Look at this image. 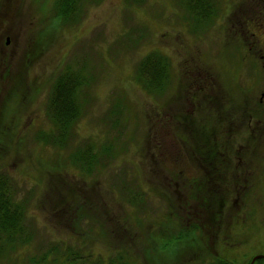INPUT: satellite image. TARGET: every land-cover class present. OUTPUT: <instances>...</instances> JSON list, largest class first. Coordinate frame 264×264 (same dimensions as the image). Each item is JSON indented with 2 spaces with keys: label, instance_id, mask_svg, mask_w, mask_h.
Masks as SVG:
<instances>
[{
  "label": "rangeland",
  "instance_id": "obj_1",
  "mask_svg": "<svg viewBox=\"0 0 264 264\" xmlns=\"http://www.w3.org/2000/svg\"><path fill=\"white\" fill-rule=\"evenodd\" d=\"M56 1L0 0V175L25 201L29 253L70 243L77 251L94 246L103 257L123 249L132 264H244L264 255V71L250 68V34L235 31L247 4L213 0L218 18L196 26L181 0H90L57 24ZM153 51L169 57L171 79L149 97L133 74ZM68 72L82 82L80 117L57 149L37 134L51 127L49 94ZM116 101L121 114L110 116ZM205 106L210 114L239 112L221 133L233 139L226 145L232 154L214 157L231 165L223 191L213 186V203L188 181L217 179L213 158L192 143L195 117H209ZM110 118L121 123L112 127ZM113 138L117 155L91 175L65 167L77 146L98 150ZM252 181L261 187L257 198L243 202ZM190 227L191 245L156 248L158 236Z\"/></svg>",
  "mask_w": 264,
  "mask_h": 264
},
{
  "label": "trees",
  "instance_id": "obj_2",
  "mask_svg": "<svg viewBox=\"0 0 264 264\" xmlns=\"http://www.w3.org/2000/svg\"><path fill=\"white\" fill-rule=\"evenodd\" d=\"M83 1L90 0H57L56 6L59 8L56 10V14H54V18L58 22L57 24H60L63 21L65 22L66 19L73 17L78 9V5ZM181 3L182 7L189 13H187L189 15V20H191L196 26L204 25L215 17V10H212V7L211 10L208 8V0H181ZM169 65L171 66L170 59L167 55L153 51L152 53L143 56L139 62L135 73L133 74L134 81L144 91V94L149 97L159 94L162 92L160 90L161 87L163 86L166 88L168 81L171 79V67H169ZM81 84L82 82L79 76H77V72H68L57 78L55 84L52 86L48 99V116L51 122V127L49 130L38 132L37 140L44 141L45 143L48 142L57 149L64 148L68 136L74 132V124L80 117L79 107L81 103L78 86ZM203 98L201 100H203ZM119 106H121L120 101H116L112 105L109 111L110 116H116L118 112L121 114L122 110L119 109ZM205 109H207L206 106ZM195 118L198 123L194 126V131L192 132L195 135L194 140L192 141L193 146L198 155L213 158L209 161V165H215L214 170H217V173L213 175L211 174L210 176L217 179H211L210 177L206 179L199 176L194 179H189L188 181L194 184L196 190L197 187L198 191L205 190V192L209 194L211 203H213L216 199V197L213 196V192L216 190L213 186H218L219 189L223 191V187L227 185V180L226 177L224 178L222 175L227 176L229 174V167L231 165V163L214 157H224L223 155H226L228 152L226 151V145L233 139L224 137L221 134L224 129H221L220 126L217 127L215 125L216 127L214 128L213 125L211 128H205L207 120L204 116L200 117V119L199 117ZM112 120L115 119H109L110 126L112 127H117L118 124L121 123L119 122V119L115 120L116 122ZM218 136H220L219 140L214 139ZM221 137L226 140H222ZM116 140L117 139L114 138L111 139L108 143L101 145L98 150L94 144L90 143L84 144L82 147L77 146L73 152L66 154L67 156H65L66 160L64 163L65 167L70 166L83 171L84 174L87 173V175H91L92 169L95 170L97 166H100L101 161L103 162L104 159L113 158V156L117 155V147L114 144V141ZM162 144L163 142L160 141L159 146L161 147ZM200 144L204 145L203 150L197 148ZM164 147L165 149L163 150L165 154V152H168V149L166 146ZM160 154L162 153L160 152ZM228 154H232L231 151L228 152ZM216 159L217 161H214ZM253 171L254 169H252L250 173ZM181 173L182 172H180V174ZM197 179H199L198 186ZM9 183L10 181L7 177L0 175V264H132L129 252L123 249L117 251L118 254H116V256L112 255L103 257L98 255L99 252H94V246H85L84 248L82 245V250L77 251L72 245H70V243H51L50 247H47L44 250H39V253H29L30 250L28 247L30 246L31 237L29 233H26V228L28 229V227L25 225V201L16 199L17 193L13 192ZM255 183L256 181H252V183L248 184V190L240 195L243 202L257 198V194L261 187H256ZM65 195L71 196L73 194L67 193ZM219 203V208H221V206H223L222 196L219 197ZM88 221L92 226L95 225L93 220ZM161 226L163 227V224ZM191 228L192 227L177 230L176 232L172 231L169 233V238L166 240L161 236H158L159 242L157 243L158 245L156 248H166L172 244L176 246L178 243L184 246L191 245L192 242L190 238L194 239V237H196V232H191ZM100 234L101 232L99 235ZM85 239L82 243L86 245V243H88L87 241L92 239V237L86 236ZM148 251L149 250L146 249L145 253H148ZM24 257H26V259ZM250 259L251 257L247 258V260L244 261V264L248 263ZM230 263L225 259L218 258L215 264ZM253 264H264V259H256Z\"/></svg>",
  "mask_w": 264,
  "mask_h": 264
},
{
  "label": "flooded vegetation",
  "instance_id": "obj_3",
  "mask_svg": "<svg viewBox=\"0 0 264 264\" xmlns=\"http://www.w3.org/2000/svg\"><path fill=\"white\" fill-rule=\"evenodd\" d=\"M209 2V6L208 8L211 10H215V16L216 13H218L217 11V6L218 4H215V1L213 0H208ZM240 2H245L247 4L246 10H245V14L243 16V14L241 13L239 15V20L237 21V24H239V27L241 28H236L235 31H240V34L245 31L248 32L252 38V42L247 46V49L252 50L254 52H252L254 54V56L252 57L253 60H251V64L252 67H250L251 69L254 70L257 68L264 71V0H241ZM207 6V5H206ZM222 13V12H221ZM218 18V16H217ZM261 45V46H260ZM194 69L192 70L193 73H199L201 74L199 71V66L197 64H193ZM242 67L238 66V68ZM197 79V78H196ZM201 77L198 78V80H200ZM205 79L207 80L205 86L210 85V80L208 78ZM196 81V80H195ZM263 96H264V92H261V98H260V103H263ZM208 97H210L209 93H208ZM216 96H211L210 98L213 99ZM221 97H218L217 99H219ZM204 100V99H203ZM205 101V100H204ZM204 103V102H203ZM204 113L205 115L208 114L209 117H206V124H205V128H211L213 125V127L215 128L216 126H220L221 129H224L226 127V123L228 122H234V120H236L237 115L239 114H235V111L232 112H227L223 115H221L218 110L214 111L215 113L210 114V109L209 107H207V109H205L204 107ZM245 112V110H244ZM211 116H214V118L212 119ZM219 123L215 126L216 123ZM257 121H255L254 124H256ZM252 125V123H249V125ZM231 126V125H230ZM208 174V172H207ZM214 174V173H213Z\"/></svg>",
  "mask_w": 264,
  "mask_h": 264
},
{
  "label": "water",
  "instance_id": "obj_4",
  "mask_svg": "<svg viewBox=\"0 0 264 264\" xmlns=\"http://www.w3.org/2000/svg\"><path fill=\"white\" fill-rule=\"evenodd\" d=\"M259 258H264V255H259V254H257V255H255V256H253V258H252L251 261H250V264H253V262H254L256 259H259Z\"/></svg>",
  "mask_w": 264,
  "mask_h": 264
}]
</instances>
